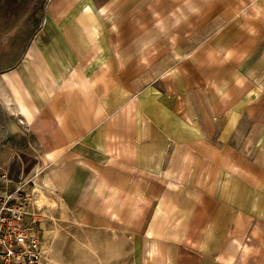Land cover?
<instances>
[{
  "label": "crops",
  "instance_id": "1",
  "mask_svg": "<svg viewBox=\"0 0 264 264\" xmlns=\"http://www.w3.org/2000/svg\"><path fill=\"white\" fill-rule=\"evenodd\" d=\"M3 83L46 190L114 252L264 264V0H48Z\"/></svg>",
  "mask_w": 264,
  "mask_h": 264
},
{
  "label": "rangeland",
  "instance_id": "2",
  "mask_svg": "<svg viewBox=\"0 0 264 264\" xmlns=\"http://www.w3.org/2000/svg\"><path fill=\"white\" fill-rule=\"evenodd\" d=\"M47 1L0 0V172L15 181L29 180L38 174L34 182L39 186V205L48 206L43 209V229L52 244L54 264H121L123 257L133 264L137 255L134 248L141 244L137 239L130 238L129 254L122 256L121 252H114L123 244L120 233L80 226L64 206L41 202V192L52 198L43 180L46 170L43 152L21 115V108L4 87L3 76L27 51L42 23ZM110 247L113 252H109Z\"/></svg>",
  "mask_w": 264,
  "mask_h": 264
},
{
  "label": "built area",
  "instance_id": "3",
  "mask_svg": "<svg viewBox=\"0 0 264 264\" xmlns=\"http://www.w3.org/2000/svg\"><path fill=\"white\" fill-rule=\"evenodd\" d=\"M37 175L15 181L0 172V264L53 263L52 244L43 229L48 206L39 205Z\"/></svg>",
  "mask_w": 264,
  "mask_h": 264
},
{
  "label": "bare ground",
  "instance_id": "4",
  "mask_svg": "<svg viewBox=\"0 0 264 264\" xmlns=\"http://www.w3.org/2000/svg\"><path fill=\"white\" fill-rule=\"evenodd\" d=\"M41 199H42L41 202L47 203V205L49 204V205L56 206V202L52 198L44 194L43 192H41Z\"/></svg>",
  "mask_w": 264,
  "mask_h": 264
}]
</instances>
